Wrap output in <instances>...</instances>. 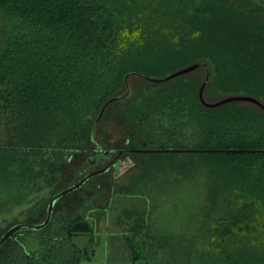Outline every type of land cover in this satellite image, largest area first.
<instances>
[{
	"label": "trees",
	"instance_id": "1",
	"mask_svg": "<svg viewBox=\"0 0 264 264\" xmlns=\"http://www.w3.org/2000/svg\"><path fill=\"white\" fill-rule=\"evenodd\" d=\"M197 62L212 65L207 96L242 95L238 90L248 88L247 94H264V19L243 17L226 0H0V124L7 133L0 138V175L14 161L7 156L21 154L32 183L53 184L65 157L88 140L94 148L87 164L96 167L89 161L101 145L92 116L125 90L124 77H163ZM195 88L184 75L165 83L146 80L124 111L126 124L149 126L150 137L133 149L159 143L158 149L198 150L154 152H167L173 171L192 175L205 168L233 200L212 221L208 251L152 236L147 220L127 225L132 235L122 236L123 244L130 261L153 256L166 264H264V153L202 151L264 149V111L240 102L207 108ZM186 128H195L199 141L191 142ZM54 133L61 138L52 143ZM45 154L58 157L48 161ZM153 167L142 177L155 179ZM96 210L93 221L86 214L52 215L45 233L13 234L0 246V264H79L82 254H91L73 238L90 236L89 244L95 243L96 223L107 209Z\"/></svg>",
	"mask_w": 264,
	"mask_h": 264
},
{
	"label": "rangeland",
	"instance_id": "2",
	"mask_svg": "<svg viewBox=\"0 0 264 264\" xmlns=\"http://www.w3.org/2000/svg\"><path fill=\"white\" fill-rule=\"evenodd\" d=\"M226 2L238 8L243 17L264 19V0H242L247 11L243 10L236 0H226ZM256 7H260L262 11L256 13ZM211 67V63L206 62V66H201L184 75L186 79H193L196 82V100H198V90L206 74H209V78L211 76ZM128 84L131 91L130 97L125 101L110 103L97 123L95 141L106 150L133 149L150 137V133L147 132L149 126H140L137 121L133 123L134 120H131V125H129L125 123L124 118L127 102L133 100L138 91L143 89L146 80L134 75L130 77ZM206 87L204 99L207 102H215L226 97L207 96ZM123 92L124 89H121L115 96ZM249 92V88L238 90L239 94L255 95L253 97H259V100L264 103L263 93L247 94ZM97 115L92 116V124ZM166 121L172 122V118L166 116ZM182 131L193 140L191 142L199 141L195 128H186ZM151 134H156V131ZM6 135L7 133L0 124V138L4 139ZM49 138L52 143H55L61 137L60 134L54 133L50 134ZM158 144H152L151 149H158ZM77 148L80 150L73 151L69 160L65 157L61 172L55 173L59 178L53 181V184L50 183L51 185L39 179H33L32 183L30 175L26 173L25 163L22 162L24 155L7 156L12 157L14 161L8 167L9 172L5 171L0 175V236L14 224L42 222L46 216L47 204L54 194L76 183L87 173L108 164V161H104L94 168L87 164L90 150L94 148L90 140ZM153 152L122 154L115 168L112 167L107 172L92 177L78 189L61 197L54 205L53 217L65 213L86 214L90 221L96 218L97 207L105 206L107 209L96 223L93 245L89 244L90 236L73 238L79 247H86L89 255L91 254L89 257L82 254L79 264H124L129 252L116 250L118 247L121 248L120 242L124 240L122 236L132 235L127 225L128 227L136 223L143 225L146 220L147 230L152 236L171 237L182 247L192 242L199 251L210 249L211 235L214 232L212 221L221 214L224 203L233 200V194L220 178L211 177L204 170L205 168L201 172L195 171L192 175H186L168 167L170 158L167 152ZM2 157L0 154V161ZM45 157L49 161L58 156L45 154ZM150 164L155 166L152 169L156 172L155 179L142 177L144 169ZM159 165L162 168L157 171ZM27 184L30 187L26 186ZM31 191L34 192L30 193ZM12 194L16 195L12 196ZM31 198L33 201L29 202L30 204L36 198L38 202L32 209L26 211L30 207L28 201ZM20 202L21 204L16 205ZM40 208L41 210L37 211ZM89 209L91 210L88 211ZM38 232L45 233L46 229ZM120 232L123 234L116 235ZM247 242L248 239L243 244L247 246ZM32 244L33 241H27V247L30 248ZM231 244H233L232 241ZM195 255L199 258V252ZM199 261L202 262L201 259Z\"/></svg>",
	"mask_w": 264,
	"mask_h": 264
},
{
	"label": "water",
	"instance_id": "3",
	"mask_svg": "<svg viewBox=\"0 0 264 264\" xmlns=\"http://www.w3.org/2000/svg\"><path fill=\"white\" fill-rule=\"evenodd\" d=\"M201 66H205L204 62H197L188 66H185L181 69H178L174 72H171L170 74H167L163 77H148L143 76L140 74H136L141 76L142 78L153 82V83H165L168 82L176 77L185 75L189 72L195 71L196 69L200 68ZM134 75L133 73L127 74L124 77L125 82V90L123 93L113 96L106 100L103 105L101 106L99 113L97 115V118L95 120L94 126L97 125L99 120L101 119L105 109L108 107V105L114 101H125L130 96V87L128 84V76ZM209 80V74H206L202 84L200 85V88L198 90V100L200 103L207 107V108H216L219 106H222L227 103L232 102H243V103H250L255 105L256 107L260 108L262 111H264V103L261 102L258 98L249 96V95H230L226 96L224 98H221L215 102H207L204 99V89ZM102 148L101 146L96 144L95 150L93 151V156L91 160L89 161L92 165H94L96 162L101 161L104 157H108L112 151H116V155L114 158L103 168L91 171L87 173L85 176H83L80 180H78L76 183L72 184L71 186H68L67 188L59 191L58 193L54 194L46 208V217L45 219L40 223H17L12 226H10L1 236H0V246L9 239L13 234L21 232V231H38L42 228H44L50 221L52 216V211L54 208L55 203L63 196L73 192L74 190L81 187L85 182H87L89 179H91L94 176L103 174L107 172L111 167L115 168L119 162V157L125 152H153V151H198L196 149H117V150H104L99 155L98 152H101ZM202 151H217V152H223V151H229V152H252V153H264V149H229V150H223V149H203ZM97 156H100V158H97Z\"/></svg>",
	"mask_w": 264,
	"mask_h": 264
},
{
	"label": "crops",
	"instance_id": "4",
	"mask_svg": "<svg viewBox=\"0 0 264 264\" xmlns=\"http://www.w3.org/2000/svg\"><path fill=\"white\" fill-rule=\"evenodd\" d=\"M120 234H123V233L120 232V233H118L116 235H120ZM138 235H141V234L139 233ZM120 245H121V248L118 247L116 251H125V250L128 251V248H126L124 246L123 242H120ZM144 247H146V246H144ZM126 261H125L124 264H148V262H151L153 264H166L162 258H158L157 257V258L153 259V256H151V258H149L147 256H143V257H141V258H139L137 260H134V261H130V256H127ZM120 263H123V262H120Z\"/></svg>",
	"mask_w": 264,
	"mask_h": 264
},
{
	"label": "flooded vegetation",
	"instance_id": "5",
	"mask_svg": "<svg viewBox=\"0 0 264 264\" xmlns=\"http://www.w3.org/2000/svg\"><path fill=\"white\" fill-rule=\"evenodd\" d=\"M102 152L98 153L99 155L101 154ZM116 155L115 152H111L110 155L108 157H104L101 161H98V165L103 163L104 161H108V163L114 158V156ZM121 156V155H120ZM97 158H100V156H97ZM120 159V157H119ZM112 168V167H111Z\"/></svg>",
	"mask_w": 264,
	"mask_h": 264
}]
</instances>
